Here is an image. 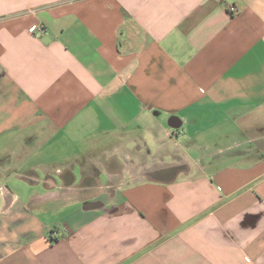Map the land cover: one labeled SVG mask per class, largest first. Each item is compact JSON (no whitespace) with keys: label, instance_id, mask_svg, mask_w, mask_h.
Here are the masks:
<instances>
[{"label":"crops","instance_id":"crops-1","mask_svg":"<svg viewBox=\"0 0 264 264\" xmlns=\"http://www.w3.org/2000/svg\"><path fill=\"white\" fill-rule=\"evenodd\" d=\"M2 185L0 264H264V0H0Z\"/></svg>","mask_w":264,"mask_h":264},{"label":"built area","instance_id":"built-area-1","mask_svg":"<svg viewBox=\"0 0 264 264\" xmlns=\"http://www.w3.org/2000/svg\"><path fill=\"white\" fill-rule=\"evenodd\" d=\"M230 11H231V13L235 14L238 12V8L236 6H232V7H230ZM202 91H203V89H202ZM57 171L60 172L61 168H58ZM0 195H2L5 200H10L12 197L9 190L4 185L0 186ZM57 234L58 233H56L54 230H52L50 232V239H53ZM246 263L247 264H254L253 260L250 257H246Z\"/></svg>","mask_w":264,"mask_h":264},{"label":"water","instance_id":"water-1","mask_svg":"<svg viewBox=\"0 0 264 264\" xmlns=\"http://www.w3.org/2000/svg\"><path fill=\"white\" fill-rule=\"evenodd\" d=\"M177 119H178L177 117H173V118L171 119V121H170V125H171L173 128H175V129H177V128H179V127L181 126V123L176 121Z\"/></svg>","mask_w":264,"mask_h":264},{"label":"rangeland","instance_id":"rangeland-1","mask_svg":"<svg viewBox=\"0 0 264 264\" xmlns=\"http://www.w3.org/2000/svg\"><path fill=\"white\" fill-rule=\"evenodd\" d=\"M131 156H132V155H131ZM130 162H131V161H129V163H130ZM126 163H128V162H126ZM129 163H128V164H129ZM132 163H134V161H132Z\"/></svg>","mask_w":264,"mask_h":264}]
</instances>
